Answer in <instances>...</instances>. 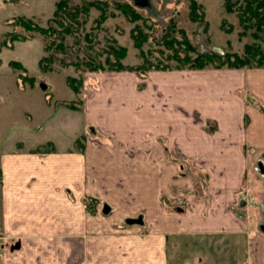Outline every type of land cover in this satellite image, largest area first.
<instances>
[{"label":"crops","instance_id":"crops-1","mask_svg":"<svg viewBox=\"0 0 264 264\" xmlns=\"http://www.w3.org/2000/svg\"><path fill=\"white\" fill-rule=\"evenodd\" d=\"M209 69L162 86L161 97L155 95L162 106L148 111L160 127L132 134L128 117L121 133L94 131L80 147L78 134L65 145L53 137L6 142L0 151V264H70L71 252L81 263L87 256L88 264H168V243L188 233L190 208L177 203L184 189L188 200L199 201L198 211L212 207L209 217L221 216L230 234L242 233L234 229L236 214L247 216L249 207L264 204L251 184L264 181V65L218 68V78L205 73ZM136 88L116 94L124 95L117 104L105 106L106 99L92 109L128 104L131 111L152 100ZM164 118H170V134L157 133ZM86 195L101 199L95 214ZM231 204L238 206L232 211ZM128 218L138 221L120 229ZM253 231L246 236L252 264H264V229L257 223Z\"/></svg>","mask_w":264,"mask_h":264},{"label":"rangeland","instance_id":"rangeland-1","mask_svg":"<svg viewBox=\"0 0 264 264\" xmlns=\"http://www.w3.org/2000/svg\"><path fill=\"white\" fill-rule=\"evenodd\" d=\"M82 1L105 2L106 8L102 5L100 8L92 7L88 15H81L80 20L86 22L75 31V35L67 36L65 40L67 51L62 53L55 52L54 48L50 52L45 51L48 42L46 36L26 29L21 23V18L27 17L34 23L47 27L56 7V0H0V45L6 41L12 45L0 46V151L6 142L16 139L36 143L53 137L65 145L70 141L68 139L76 134H78L77 146L80 147V141L91 138L94 131L109 130L115 135L121 133L120 130L128 122V117L131 120L128 130L132 134H140L143 130L153 129L155 126L160 127L159 117L148 111L156 112L158 109H154L162 106L159 96H155L159 92L161 97L162 86L169 88L170 84L181 81L183 74L197 76L204 73L198 69L192 70L187 67L190 63L180 64L174 58V50L178 48V44L175 43L173 48L167 47L166 44V41H170L171 35L179 41H183L185 36L188 37L198 53L214 51L221 54L227 51L242 53L245 43H259L264 50V40L254 38L250 31L246 37L239 38L238 32L241 26L238 17L235 13L225 11L223 0H197L201 4L200 7L195 5L200 15L197 19H194L195 15L191 13L194 5L191 3L192 0H70V3L76 4ZM125 2L133 4L141 18L131 20V16H126L118 7ZM104 10L106 19L99 22ZM138 26L147 35L142 47L147 62L169 66L172 69L178 65L185 68L170 70L172 72L152 69L146 73L130 69L99 71L88 69L85 61L89 55L93 56L111 43L114 44L115 40L117 44L127 47V55L123 63L137 65L144 62L140 54L141 49L135 45ZM86 33L93 38L92 43H88L84 38ZM12 35L26 37V40L11 42ZM76 37L78 42H75ZM186 51L185 47L179 49L180 56L186 55ZM188 52L192 58L197 56L196 51ZM50 53L54 54V60L49 62L52 68L44 70L39 65V61ZM12 60L20 61L24 65L26 72L23 73L28 77L18 76L21 70L11 66ZM77 61L78 66L73 64ZM219 70L211 68L205 73L218 78ZM70 77L76 79L75 83L80 88L78 93L69 84ZM148 77L149 79H146ZM42 85H45V88ZM129 87H140L138 93L153 94L152 100L148 101L146 97L140 106L130 107L131 111L127 110L128 104H125L124 108L118 106L113 110L111 107L99 111L96 108L92 109L94 104H100L101 100L103 102L107 99L105 106L112 102L117 104L119 96L124 95L116 94L128 93ZM125 96L127 97L128 94ZM155 98L159 100H154ZM71 104L77 107H71ZM164 119L168 121L163 123V132L157 133L170 134L172 130L169 128L170 118ZM214 132L212 131L211 134ZM46 144L43 147L50 146L49 143ZM194 165L190 164L188 167ZM262 177L264 179V176ZM262 183L264 184V181L261 179L251 181V184L257 187L261 202L262 194L264 195ZM185 190H181V193L184 192L181 195L183 201L177 200V203L184 208H190L191 214H185L184 225L188 233L179 235L175 245L168 243L170 258L168 264L254 263L252 254L248 251L246 236L254 232L257 223H260V226L264 224V204L249 207L245 211L247 216L236 214L235 221L238 225L235 224L234 229L242 233L230 234L233 228L228 229L225 219L216 215L209 217L212 207H209V211H198L199 206L195 202L199 201L188 200L186 197L188 193ZM84 200L86 207L95 214L101 199L86 195ZM236 206L238 205L231 204L229 208L233 211ZM246 219L249 220L248 223ZM118 225L121 229L129 226V223L122 221ZM242 226L246 228L242 229ZM116 228L118 229L117 226ZM172 229L174 230L173 227ZM202 230L207 233H192ZM209 230L211 233H208ZM215 230L223 233H212ZM171 240L173 241L172 238ZM81 260H78V253L71 252L70 264H88L90 259L86 256L82 263Z\"/></svg>","mask_w":264,"mask_h":264},{"label":"trees","instance_id":"trees-1","mask_svg":"<svg viewBox=\"0 0 264 264\" xmlns=\"http://www.w3.org/2000/svg\"><path fill=\"white\" fill-rule=\"evenodd\" d=\"M56 7L53 12V15L49 18V25L43 27L33 22L31 18H21L22 26L26 29L34 30L45 35L48 39L47 44L45 45V51L50 52L55 50V52L66 53V38L68 35H75V31L78 30L86 20L81 21L80 17L82 14L88 15L92 7L100 8L105 7V2H88L82 1L81 3L71 4L70 0H56ZM134 3V2H133ZM193 5L192 14H194V19H197L200 15L198 13L197 7L195 5L201 6L197 0L191 1ZM224 8L227 13H235L238 17L239 25L241 30L238 32L239 38H244L251 32L252 36L256 39L264 40V0H223ZM136 5V3H134ZM102 5V6H101ZM121 11L126 16H131V20L141 18L140 14L135 9V6L131 3L125 2L118 5ZM204 15V13H202ZM106 19V11L104 10L99 18V22H103ZM100 24V23H99ZM99 24L97 26H99ZM224 25L222 24V27ZM137 35L135 36V45L141 49V56L144 59V62L138 63L137 65H129L123 63V59L127 55V47L125 45L117 44L116 40L114 44L103 48V50L96 52L93 56L89 55L85 64L88 66V69L93 71L99 70H136L138 72H148L152 69L154 70H183L185 67L178 65L175 68L169 66H160L159 64H153L147 62L146 53L142 50L143 43L147 39V35L144 34L141 27L136 28ZM174 28H172L173 30ZM186 34L184 33V36ZM75 37V36H74ZM49 38L50 41H49ZM84 38L88 43L93 42V38L89 33L84 35ZM77 39V37L75 38ZM170 41H166L167 47L173 48L175 43L178 44V48L174 50V58L181 63H190L187 66L190 69H205V68H242L245 66H262L264 65V50L261 48L259 43L246 44L244 45V51L242 53L238 52H225L221 54L219 52H210V53H198L197 48L192 45L188 37L185 36L183 41H179L176 37L170 36ZM12 40H26V37H19L17 35H12ZM78 42V39L75 40ZM116 42V43H115ZM117 44V45H116ZM2 46H12L6 42H2ZM185 47L187 54L183 57L180 56L179 49ZM90 49L92 47H89ZM188 51H196L197 56L192 58L189 55ZM54 60V54L50 53L45 55L39 61V65L42 69L47 70L51 69L52 66L49 64L50 61ZM63 63L68 64L64 60H61ZM52 63V62H51ZM78 61L73 62V64L78 66ZM10 64L13 68L21 70L18 74L19 77H28L26 74V68L24 65L17 60L10 61ZM24 72V73H23ZM69 84L75 92H79V87L76 85L74 77H70ZM32 82V80H30ZM72 107H75L74 104H71ZM78 141V140H77Z\"/></svg>","mask_w":264,"mask_h":264},{"label":"water","instance_id":"water-1","mask_svg":"<svg viewBox=\"0 0 264 264\" xmlns=\"http://www.w3.org/2000/svg\"><path fill=\"white\" fill-rule=\"evenodd\" d=\"M44 88H45V85H42ZM135 221H138L137 219H134V218H128L127 219V222L128 223H133V222H135Z\"/></svg>","mask_w":264,"mask_h":264},{"label":"flooded vegetation","instance_id":"flooded-vegetation-1","mask_svg":"<svg viewBox=\"0 0 264 264\" xmlns=\"http://www.w3.org/2000/svg\"><path fill=\"white\" fill-rule=\"evenodd\" d=\"M260 164H261V163H260ZM260 164H259V165H260ZM260 167H261V170H263V172H264V169H263V164H261V166H260ZM261 227L264 229V224H263V223L261 224Z\"/></svg>","mask_w":264,"mask_h":264}]
</instances>
